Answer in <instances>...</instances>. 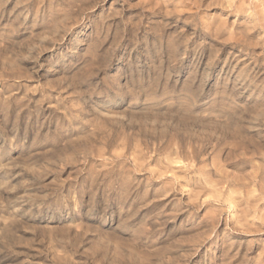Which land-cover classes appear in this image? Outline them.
I'll list each match as a JSON object with an SVG mask.
<instances>
[{
	"label": "rangeland",
	"instance_id": "rangeland-1",
	"mask_svg": "<svg viewBox=\"0 0 264 264\" xmlns=\"http://www.w3.org/2000/svg\"><path fill=\"white\" fill-rule=\"evenodd\" d=\"M0 264H264V0H0Z\"/></svg>",
	"mask_w": 264,
	"mask_h": 264
}]
</instances>
